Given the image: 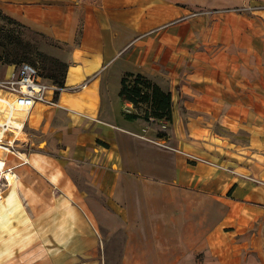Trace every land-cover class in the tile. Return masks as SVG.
Segmentation results:
<instances>
[{
  "label": "crops",
  "instance_id": "obj_1",
  "mask_svg": "<svg viewBox=\"0 0 264 264\" xmlns=\"http://www.w3.org/2000/svg\"><path fill=\"white\" fill-rule=\"evenodd\" d=\"M0 9L67 63L55 104L19 118L31 147L8 158L0 264H107L119 239V264H264V0ZM125 72L170 93L166 136L124 118Z\"/></svg>",
  "mask_w": 264,
  "mask_h": 264
},
{
  "label": "trees",
  "instance_id": "obj_2",
  "mask_svg": "<svg viewBox=\"0 0 264 264\" xmlns=\"http://www.w3.org/2000/svg\"><path fill=\"white\" fill-rule=\"evenodd\" d=\"M0 19L5 20V23H7L0 25V63L11 65L18 59L27 60L21 62L33 63V57L23 53L20 48H12L20 42L28 43V40L24 39L20 32V28H25V25L5 14L1 9ZM57 61L61 68H51L50 73L46 76L51 78L59 89L64 85L67 63ZM59 71H61V74ZM57 92L58 90H55V94ZM118 96L121 100L132 104L133 110L122 111L124 118L129 120L142 119L144 122L152 124L157 136H166L167 128L162 126L161 121L167 122L171 119L169 92L164 91L156 83L139 73L125 72L120 78Z\"/></svg>",
  "mask_w": 264,
  "mask_h": 264
},
{
  "label": "built area",
  "instance_id": "obj_3",
  "mask_svg": "<svg viewBox=\"0 0 264 264\" xmlns=\"http://www.w3.org/2000/svg\"><path fill=\"white\" fill-rule=\"evenodd\" d=\"M56 89L58 87L54 83L43 79L37 69L27 62L6 65L4 73L0 76V160H2L3 171L15 174L14 166L6 164V154L12 153L15 156L23 154V152L13 149V144L17 139L15 133L17 130H23L22 121L20 128L12 124L13 114L15 112L27 113L35 102L55 104L53 96L48 95V92H53ZM128 108H132L131 103ZM141 136L158 146L177 150L164 140ZM3 153L6 154L3 155ZM21 161H25V159ZM1 177L4 178L6 185L9 184L5 175H0Z\"/></svg>",
  "mask_w": 264,
  "mask_h": 264
},
{
  "label": "rangeland",
  "instance_id": "obj_4",
  "mask_svg": "<svg viewBox=\"0 0 264 264\" xmlns=\"http://www.w3.org/2000/svg\"><path fill=\"white\" fill-rule=\"evenodd\" d=\"M244 7L245 6H241L239 8H244ZM5 22H6L5 20L0 19V25L7 24ZM20 32L23 38L28 40V43L20 42L19 44L14 45V47L12 46V48H20L23 53H26L29 56L33 57L34 62L33 63L31 62V64L37 69L40 76L43 79L54 83L53 80L46 75L50 73L51 68L58 69V67H60L57 60L65 62L64 58L59 57L57 54L58 53L57 51L59 48L58 45L55 42H53L51 39L45 36H42L38 32H35L26 26L25 28H20ZM9 48H11V46H9ZM21 61H27V60L18 59L16 60L15 63L11 65H14V64L16 65L17 63ZM5 67H6L5 64L0 63V76H2V74L4 73ZM59 72L61 74V71ZM112 86L115 87L114 89H116V87L118 88L119 86L118 78L112 80ZM15 134L17 136V139L15 140L13 144V149L23 152V154L26 153L31 147L29 144V141L25 138L23 132H19ZM5 154L6 153H3V155ZM11 155L13 156L15 154L8 153L5 155V161L7 165H12V163L8 160V158ZM1 159H4V157H1ZM4 186H7V185L5 184L4 178L1 177L0 178V190L4 188ZM119 245H120V239L115 240L113 244L111 245L112 247L111 253L109 254V256L107 255V260H106L107 264H119V253H120Z\"/></svg>",
  "mask_w": 264,
  "mask_h": 264
},
{
  "label": "bare ground",
  "instance_id": "obj_5",
  "mask_svg": "<svg viewBox=\"0 0 264 264\" xmlns=\"http://www.w3.org/2000/svg\"><path fill=\"white\" fill-rule=\"evenodd\" d=\"M0 110H1V107H0ZM22 114H24V113H22V112H15L14 114H13V116H12V118H11V122H12V124L14 125V126H18L19 128H20V126H21V123H20V121H22V120H20L19 118H22ZM21 116V117H20ZM23 117H24V115H23ZM25 118V117H24ZM26 119V118H25ZM18 131H20V130H17V133H19ZM0 175H5L6 177H7V179H8V182H9V184L11 183V182H13L14 180H15V178H16V174H13V173H10V172H5V171H3V169H2V160H0ZM2 172V173H1Z\"/></svg>",
  "mask_w": 264,
  "mask_h": 264
}]
</instances>
